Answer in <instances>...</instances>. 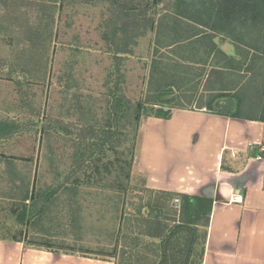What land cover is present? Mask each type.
<instances>
[{
  "label": "trees",
  "instance_id": "trees-1",
  "mask_svg": "<svg viewBox=\"0 0 264 264\" xmlns=\"http://www.w3.org/2000/svg\"><path fill=\"white\" fill-rule=\"evenodd\" d=\"M65 1L41 0L40 7H51L52 12L58 10L60 14L64 10ZM162 3L165 6L159 10L161 13L156 19L155 16L159 13L157 7ZM115 5L116 16L109 18L111 31L104 32L108 43L107 53L111 54L114 62L108 68L104 84L106 95L101 123H82L78 126V131L74 132L70 128L63 129L60 121L53 119L51 125L42 128V134L55 132L71 143L72 165L68 172L57 174L58 178L64 177L57 184L41 190H36L35 186L33 189L25 186V194L19 201L22 208H15L13 212L20 225L39 227L54 209H59L61 203L68 204L69 212L77 219L78 213L84 211L79 199L83 188L114 191L124 203L121 209L125 208L129 195L137 190L132 183V173L138 154L142 116L150 112L149 106L153 108L151 112L156 114H148L147 117L162 119H170L174 109H189L187 105L177 104L179 96L167 98L165 102L159 101V98L163 100L174 93L171 89L162 91V86L160 89L156 88L158 84L146 99L135 104L125 95L122 63L126 60V54L132 55L138 40L149 31L156 35L152 41L155 48L149 77L151 87L156 84L157 77L161 78V82H166L168 87H173V83L180 87L188 77L197 81L208 74L206 86L211 88L212 95L205 108L209 112L264 123V0H153L145 6L119 1ZM49 17L54 23V15ZM115 18H123V21L118 23ZM40 31L41 29L31 28L30 36L41 39ZM225 42L234 46V55L230 56L223 51L221 45ZM203 48L206 56L212 57L209 72L207 63L203 66L201 62H197L196 54ZM161 49L166 54L157 58ZM184 62L195 67H189ZM186 69H189L188 73ZM214 76L218 79L216 82L212 81ZM224 98L227 101L224 105H219V100ZM257 100L261 114L246 112L245 106ZM231 102L234 107L226 110ZM155 106L158 107L157 111H154ZM218 106L223 109L218 110ZM202 108V105L197 107ZM14 132V125L0 123L2 135L10 137ZM0 158L15 165V157L2 154ZM12 173L14 178L19 177L18 172L11 171ZM144 190L151 197L147 203L140 205L138 215L141 219L137 217L135 223L137 227L140 225L144 228L147 237L159 239L158 245H152L153 249L149 247L155 258L148 264H202L213 200L168 191ZM175 199L180 200V209L173 206ZM37 204L40 205L36 206ZM121 209L120 206L116 207L117 216L121 222L125 220L127 226L123 224L118 227V242L112 253L107 255L110 258L118 256L121 240L123 242L127 239L125 230L133 229L130 227V217L126 212H121ZM25 232L27 233L26 230L24 234ZM22 236L12 240L22 242ZM76 236L72 243L57 242L53 236L39 230L29 245L55 253L86 256L91 251L80 245L82 238ZM196 245L201 248L200 253L196 251ZM141 254L143 252L136 248L129 257L124 249L120 253L122 260L118 263L131 264L133 257H137L134 264H146L139 260Z\"/></svg>",
  "mask_w": 264,
  "mask_h": 264
},
{
  "label": "rangeland",
  "instance_id": "rangeland-1",
  "mask_svg": "<svg viewBox=\"0 0 264 264\" xmlns=\"http://www.w3.org/2000/svg\"><path fill=\"white\" fill-rule=\"evenodd\" d=\"M40 1L0 0V123L15 126V132L10 137L0 133V155L16 158L15 165L0 158V239L21 237L26 230L22 239L25 245L31 247L29 243L39 230L53 236L57 242L72 243L77 238L76 235H79L78 238H82L80 245L91 251L83 257L107 259L117 264L122 260L120 253L124 249L130 257L138 248L143 252L139 260L148 264L155 258L150 249H153L152 245L159 244V239L147 237L144 228L136 226L138 209L151 196L144 190L147 188L144 175L135 171V168L132 183L137 190L129 195L123 209L124 203L114 191L83 188L79 199L84 211L78 213L77 219L69 212L68 204L63 203L39 227L20 225L17 216L11 211L12 198L14 207L22 208L19 201L25 194V186L29 189L35 186L36 190H41L57 184L64 178H58L57 174L68 172L72 165L71 143L55 132L42 134V128L51 125L53 119H58L63 129L70 128L74 132L78 131V126L82 123H101L106 95L104 84L108 68L114 62L111 54L107 53L108 43L104 32L111 31L109 18L116 16L115 3L128 1L145 6L153 0H89L88 3H69L66 0L60 14L58 10L52 12L51 7H40ZM164 6L165 3L160 4L157 12ZM160 13L155 16L156 19ZM50 15H54V23L50 20ZM115 19L118 23L123 21V18ZM31 28L41 29V39L30 36ZM149 32L138 40L133 54H126V60L122 63L124 92L134 104L146 99L157 84L156 88L160 89L162 86V91L171 89L175 95L178 94L166 82H161L160 77L156 78L153 87L150 86L155 48L152 41L156 35ZM228 44L229 51H233L232 44ZM204 53L205 51H198L197 62H202ZM164 54L165 50L161 49L157 58ZM184 63L195 67L188 62ZM187 70L189 69H186V73ZM187 79L190 84L198 86L196 79L194 82L191 77ZM173 86L179 88L175 83ZM172 96L164 97L163 100L159 98V101L165 102V99ZM156 99L155 97L154 100ZM257 103L258 100L246 105L245 111L261 114ZM218 104L222 106L224 102L220 100ZM233 105L231 102L226 110L233 108ZM149 107L148 114L155 115L156 112H151L152 106ZM197 107L189 106L191 109ZM157 109L155 106L154 111ZM217 109L223 107L218 106ZM148 114L142 116L141 125ZM141 130L143 131V127L141 129L140 126L139 145ZM11 171L18 172L19 177L14 178ZM174 201L173 206L180 209L181 202L176 204ZM118 206L121 212H126L130 217V227L133 229L125 230L127 239L123 242L121 240L118 256L110 258L107 255L112 253L118 242L117 229L125 225V220L121 222L117 216ZM196 251L201 252L197 245ZM136 258L133 257L131 264L136 263Z\"/></svg>",
  "mask_w": 264,
  "mask_h": 264
},
{
  "label": "crops",
  "instance_id": "crops-1",
  "mask_svg": "<svg viewBox=\"0 0 264 264\" xmlns=\"http://www.w3.org/2000/svg\"><path fill=\"white\" fill-rule=\"evenodd\" d=\"M223 44L225 53L235 54L233 45L229 51L228 42ZM208 58L204 53L201 63H207L209 72L212 57ZM207 76L197 79V87L189 79L181 89L172 87L178 92L172 96H179L177 104L202 109H174L170 119H144L134 168L153 190L204 197L215 187V198L205 197L213 206L202 264H264V123L209 112L205 107L212 92ZM10 202L13 213L14 199ZM0 264L114 263L3 238Z\"/></svg>",
  "mask_w": 264,
  "mask_h": 264
},
{
  "label": "water",
  "instance_id": "water-1",
  "mask_svg": "<svg viewBox=\"0 0 264 264\" xmlns=\"http://www.w3.org/2000/svg\"><path fill=\"white\" fill-rule=\"evenodd\" d=\"M263 155H264V152H263ZM209 190L211 191V193H204V197H207V198H210V199H213L215 198V187H209Z\"/></svg>",
  "mask_w": 264,
  "mask_h": 264
},
{
  "label": "built area",
  "instance_id": "built-area-1",
  "mask_svg": "<svg viewBox=\"0 0 264 264\" xmlns=\"http://www.w3.org/2000/svg\"><path fill=\"white\" fill-rule=\"evenodd\" d=\"M176 204L180 203V200L179 199H175L174 201Z\"/></svg>",
  "mask_w": 264,
  "mask_h": 264
}]
</instances>
